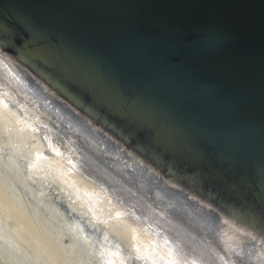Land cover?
Segmentation results:
<instances>
[{
	"label": "water",
	"instance_id": "water-1",
	"mask_svg": "<svg viewBox=\"0 0 264 264\" xmlns=\"http://www.w3.org/2000/svg\"><path fill=\"white\" fill-rule=\"evenodd\" d=\"M0 43L32 50L15 55L27 84L81 130L89 166L86 142L121 152L133 174L119 184L155 189L181 228L234 219L264 239V0H0Z\"/></svg>",
	"mask_w": 264,
	"mask_h": 264
},
{
	"label": "bare ground",
	"instance_id": "bare-ground-1",
	"mask_svg": "<svg viewBox=\"0 0 264 264\" xmlns=\"http://www.w3.org/2000/svg\"><path fill=\"white\" fill-rule=\"evenodd\" d=\"M6 48L0 43V264H117L107 241L136 264H264L257 230L234 219H216L211 232L202 223L181 228L170 205L155 189L145 191L142 180L129 187L132 197L119 184L133 174L123 153L98 152L86 142L98 153L89 166L81 130L64 126L39 101L31 89L42 88L41 81L27 84L15 55L21 50L32 59V50ZM134 201L140 211L127 208ZM133 214L159 223L164 234L147 232ZM80 221L98 237L91 240ZM187 231L196 241L186 240ZM99 246L109 258L100 259Z\"/></svg>",
	"mask_w": 264,
	"mask_h": 264
}]
</instances>
